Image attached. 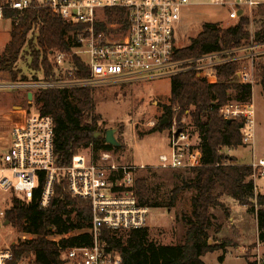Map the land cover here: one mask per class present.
<instances>
[{"label": "built area", "instance_id": "built-area-1", "mask_svg": "<svg viewBox=\"0 0 264 264\" xmlns=\"http://www.w3.org/2000/svg\"><path fill=\"white\" fill-rule=\"evenodd\" d=\"M212 3L229 6L230 19L236 22L242 16H249L252 21L250 41L229 52L180 61L176 59L181 50L178 33L190 0H1L0 22L5 21L8 11L49 10L68 24L80 25L82 30L77 37L79 46L74 49L75 55L62 52L51 55L57 80H0V90L38 92L93 88L111 81L153 82L171 80L189 70L201 72L210 84H218L217 67L231 62L239 64L233 83L254 86L255 64L264 55V40H256V32H253L254 16L264 2L213 0ZM110 16L115 18L114 22L109 21ZM2 53L0 48V55ZM80 53L85 55L88 78L77 76L73 57ZM30 92H26L27 98ZM178 113L179 108H175L172 122L169 120L170 151L160 156V168L172 171L200 168L203 165L200 144L195 142L197 139L188 130L186 120L182 123L184 127L180 126ZM220 115L226 121L245 120L243 144L255 151L253 103L229 102L220 109ZM196 138H199L198 132ZM252 167L256 181L257 169L264 168V160L255 157ZM144 169V166L118 165L113 152L101 151L95 155L93 145L74 156L68 167H59L53 118L39 111L29 114L13 128L9 137L0 139V192L10 196V205L0 207V232L10 228L5 223L13 198L24 203L37 198L40 207L48 209L56 196L57 185L64 182L69 194L89 202L92 210L93 244L64 251L67 264H124L119 252H108L103 247L102 230L128 233L149 226L150 209L140 205L135 191L136 174ZM12 242L0 243V264L13 261L11 248L16 243ZM248 264H264V241L259 236Z\"/></svg>", "mask_w": 264, "mask_h": 264}, {"label": "trees", "instance_id": "trees-1", "mask_svg": "<svg viewBox=\"0 0 264 264\" xmlns=\"http://www.w3.org/2000/svg\"><path fill=\"white\" fill-rule=\"evenodd\" d=\"M257 20L262 22L263 29L256 33V40L263 41L264 4L255 11L254 22ZM5 21H11L13 29L11 40L0 55V79L6 74L13 82L28 80L20 76L21 71L16 70V65L29 46L32 67L43 74V77L36 75L34 80H57L51 55L58 52L72 54L79 46L77 37L82 27L68 24L49 10L8 11ZM109 21L114 22L115 18L110 16ZM251 24L249 16H242L228 28L205 24L191 45L177 52L176 59L187 61L239 48L250 41ZM73 61L78 69L77 76L88 78L89 68L85 61L78 56H74ZM238 71L237 62L217 67L218 84H210L201 72L194 70L171 79L170 104L164 106L161 120L169 118L172 122L175 108H179L177 118L180 121L189 112L201 140L203 165L187 170L192 177L174 190L169 207L174 206L181 191H193L196 193L192 199L193 216L184 217L188 229L183 245L165 246L152 240L148 227L128 233L103 229V247L108 252H119L124 264H206L203 258L208 254L222 251L226 255L228 241L212 245L209 238V231L214 226L212 210L227 209L223 197L234 199L250 214L256 215L258 236L264 241V194L257 190L255 171L252 166L241 164L237 158L223 153L224 150L244 147L242 129L245 120L226 121L220 115V109L233 99L242 103L252 100L253 85L233 83ZM257 77L264 89V65L259 67ZM93 93V89L83 88L47 89L34 94L39 112L54 120L55 154L59 167H68L74 156L91 145L95 155L121 148L107 144L104 135L98 136L100 118L93 115L96 108ZM180 121V126L184 127ZM166 129L169 126L160 128L157 125L152 133ZM135 191L141 206L150 210L160 207L151 199L147 178L136 179ZM7 221L20 234L18 242L11 248L14 256L11 264H22L27 260H33V264H67L64 251L93 244L91 205L73 198L64 182L57 185L56 196L48 209H42L37 198L30 203L13 198ZM224 260L225 256H222L220 261Z\"/></svg>", "mask_w": 264, "mask_h": 264}, {"label": "rangeland", "instance_id": "rangeland-1", "mask_svg": "<svg viewBox=\"0 0 264 264\" xmlns=\"http://www.w3.org/2000/svg\"><path fill=\"white\" fill-rule=\"evenodd\" d=\"M212 1L190 0V5L185 8L178 33L181 49L191 45L192 40L197 38L205 24H218L223 28H228L237 23L230 19L231 8L229 6H215ZM225 1L231 3L239 0ZM255 1L264 2V0ZM12 29L13 25L10 21L0 22V48L3 51L11 40ZM251 29L252 27L250 31ZM262 29V22L255 21L253 32H261ZM32 37L33 35H30V38ZM75 51L70 55H75ZM31 52V48L26 46L16 65V70L21 71L20 76L26 77L28 81L34 80L36 75L43 77L40 71H35L32 67ZM76 56L86 61L85 55L80 53ZM261 65H264V55L259 57L255 64L256 78L252 100L245 103L234 99L231 101L254 105L255 151L251 146L223 151L224 154L237 158L241 164L249 166L253 165L255 157L257 160H264V90L259 85L257 77ZM0 80L2 82L11 81L6 74L1 75ZM91 89L94 90L93 97L96 107L93 115L100 118L97 132L105 136L108 131L115 130V138L122 145L119 150L112 151L116 163L146 168L137 172L136 179H148L151 199L160 205L159 208L150 210L148 228L151 239L165 246L183 245L188 229L184 217L192 218V199L196 193L183 190L178 194L174 206L170 208L169 205L174 190L182 187V182L188 181L192 175L187 170L172 171L160 168V156L170 151L169 129L152 133V130L162 122L161 119L165 113L164 106L170 104L171 80L161 79L127 84L111 81L101 83ZM26 92L30 91L0 90V139L9 137L13 128L20 125L26 116L39 111L34 99L26 102ZM184 120L194 139H197L195 142L201 145L200 137L196 138L197 129L188 112L181 121H178L183 123ZM263 173L264 168L257 169L255 183L257 190L264 193ZM9 198V194L0 192V207H8ZM222 201L227 209L212 210L214 226L209 231V238L212 245L228 241L227 254L225 255L222 251L211 253L205 256L203 261L206 264H248L258 240L257 217L230 197H223ZM13 232L11 227L3 229L0 232V243H9L12 240V243H16L20 234ZM222 256H225L223 262L220 261ZM22 264H33V260H27Z\"/></svg>", "mask_w": 264, "mask_h": 264}, {"label": "water", "instance_id": "water-1", "mask_svg": "<svg viewBox=\"0 0 264 264\" xmlns=\"http://www.w3.org/2000/svg\"><path fill=\"white\" fill-rule=\"evenodd\" d=\"M33 97H34V94H33L32 92H30V93L28 94V99H29V101H32V100H33ZM168 124H169V118H165V119L161 122V124H160V128H163V127H165V126H168ZM98 136H103V134H102V133H99ZM98 136H96V137H98ZM105 139H106L107 144H109V145H111V146H113V147H120V146H121V144H120V143L117 141V139L115 138V130H110V131H108V132L106 133V135H105ZM5 225H6V226H9V225H10L9 221H7V222L5 223Z\"/></svg>", "mask_w": 264, "mask_h": 264}, {"label": "crops", "instance_id": "crops-1", "mask_svg": "<svg viewBox=\"0 0 264 264\" xmlns=\"http://www.w3.org/2000/svg\"><path fill=\"white\" fill-rule=\"evenodd\" d=\"M264 90V89H263ZM231 93H233V92H231ZM264 95V94H263ZM258 191H260L259 189H258ZM260 193H262V194H264L262 191H260Z\"/></svg>", "mask_w": 264, "mask_h": 264}]
</instances>
